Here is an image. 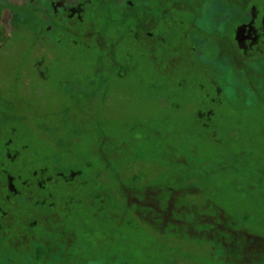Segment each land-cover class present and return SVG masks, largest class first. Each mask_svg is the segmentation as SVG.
Segmentation results:
<instances>
[{"label":"rangeland","instance_id":"rangeland-1","mask_svg":"<svg viewBox=\"0 0 264 264\" xmlns=\"http://www.w3.org/2000/svg\"><path fill=\"white\" fill-rule=\"evenodd\" d=\"M7 1L0 264H264V14Z\"/></svg>","mask_w":264,"mask_h":264},{"label":"trees","instance_id":"trees-1","mask_svg":"<svg viewBox=\"0 0 264 264\" xmlns=\"http://www.w3.org/2000/svg\"><path fill=\"white\" fill-rule=\"evenodd\" d=\"M5 1H7V0H0V12L3 10V7L5 6ZM26 1H27L28 5L30 4V6L33 7V4H35V2L37 0H26ZM45 1H47V3H49L48 5H51L52 11L54 13L57 12V10H58L57 7H60V8L62 7L60 3H63V0H45ZM87 1L91 2L92 4L97 2V7H99V6L103 7L104 10L107 12L112 8L111 5L107 2V0H81L80 4L87 3ZM135 1H137V0H135ZM12 2L17 4L19 2V0H8L6 6L15 5V4H10ZM38 2L41 5V9H42V4H45V3L43 2V0L38 1ZM137 2L144 3V0H141V1L138 0ZM221 3H222V6H220V10H221L220 13H224L223 8L226 9V12H227V14L224 15L225 18H224V23H223V30L225 32L226 30L230 29L231 32L235 34L236 40H237V34L236 33H237L238 28L242 25H246L249 23L248 17H249V14L252 12L253 9L257 12L256 18H258V17L262 18V15L264 14V7L261 5H257V6L255 5L254 6L252 4L253 5L252 6L249 2L244 3L241 0H238V1L223 0ZM230 3H233V4L231 5ZM199 6H200V2H199ZM43 11H45V10H43ZM109 18L110 17L108 16L107 19H109ZM216 18L218 19V15ZM192 25H193V27H195L194 19L192 20ZM197 29H199V28L197 27ZM215 34L217 35V33H215ZM234 42H236V41L234 40ZM237 42H238V40H237ZM249 42H251V41H249ZM251 43H253V42H251ZM235 46H237V45L233 44V47H235ZM236 55H235V57H239L238 55L237 56ZM58 258L59 257L48 256V255L45 257V254H41L40 256L36 255L35 259H33L29 264H48L49 263V262H47L48 259H54L57 261ZM64 258H65V256L60 258L62 264H66V259L64 260ZM2 264H18V263H15L12 260H7L5 263H2ZM22 264H27V263H22Z\"/></svg>","mask_w":264,"mask_h":264},{"label":"flooded vegetation","instance_id":"flooded-vegetation-1","mask_svg":"<svg viewBox=\"0 0 264 264\" xmlns=\"http://www.w3.org/2000/svg\"><path fill=\"white\" fill-rule=\"evenodd\" d=\"M71 3L72 4L76 3V0H63V3H60V4L63 7L62 9H67L68 10L69 14H72V11L75 14L79 13L80 10H81L80 9V5H78L77 7H75ZM67 5H69V7H66ZM70 16H73V14L70 15ZM0 21H1V17H0Z\"/></svg>","mask_w":264,"mask_h":264}]
</instances>
